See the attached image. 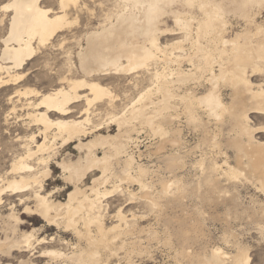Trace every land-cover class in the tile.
Wrapping results in <instances>:
<instances>
[{
    "label": "bare ground",
    "instance_id": "6f19581e",
    "mask_svg": "<svg viewBox=\"0 0 264 264\" xmlns=\"http://www.w3.org/2000/svg\"><path fill=\"white\" fill-rule=\"evenodd\" d=\"M47 1L8 0L0 6V91L26 78L28 73L24 70L39 50L64 49L68 39L64 33L71 34L75 25L69 16L71 10L79 11L80 0H55L56 9L45 6ZM109 1L113 9L96 26L86 24L80 35H70L76 41V50L73 54L70 50L65 53L62 69L55 72L58 86L45 93L17 90L24 102L12 103L3 118L0 153L4 149L11 154L9 169L5 171L0 166V208L6 202L10 206L8 215L0 217L3 254L31 252L34 243L46 242L44 238L36 240L34 232L19 233L22 220L18 206L23 207L22 214L37 216L46 227L63 230L76 241H67L68 253L40 252L41 257L49 258L44 264H112V260L115 264H121V260L124 264H136L129 255L138 244L121 240L133 234L135 224L122 229L121 223L127 221L118 210V223L106 227L101 215L102 200L128 183L137 184L144 191L141 198L151 210L160 209L164 199L182 201L186 195L185 177L180 173L186 166L181 155L183 123L199 128L200 144L217 150L225 159L222 165L204 157L196 163L200 172L196 189L204 186L206 195L212 193L217 199L229 200L237 195L228 186L220 185L222 179L233 186L234 182L244 180L264 194V142L255 137L259 133L264 135V125L254 128L249 123L250 114L264 118V27L255 25L252 17L253 8L263 7L264 0ZM7 12L11 15L5 22ZM231 17L245 23V28L233 37L228 36ZM169 20L173 28L167 26ZM165 34L176 38L162 45L159 38ZM105 78H122L133 89L143 82L147 85H141L143 89L137 96L117 105L107 85L101 84ZM253 78L258 83H253ZM84 90L91 98L80 93ZM223 92L229 102H225ZM83 99L88 108L74 118L73 113ZM96 102H104L108 108V116L117 129L113 136L100 134L104 127L93 121L100 112L95 113L98 108L90 112L89 107ZM18 106L21 108L17 109ZM11 115L18 119L19 127H36V133L12 136ZM226 123L231 125V134H226L224 144L220 136H224ZM211 126L217 134L211 132ZM147 133L160 138L157 150L167 148L161 158L166 177L158 181L160 189L155 195L145 191L153 182L148 180L149 170L135 160L132 152V148H138L139 138ZM72 143L76 161L60 155V149ZM222 146L233 151V166ZM98 149L102 150L101 157ZM52 162L61 170L62 181L72 187L65 202L43 193L44 181L51 177ZM89 175L92 181L84 187ZM109 184L111 189L106 188ZM129 196L133 197L130 193ZM261 209L264 214V208ZM170 238L167 236L166 244ZM177 254L188 264H250L247 250L241 247L232 256L219 246L207 255L192 254L184 248Z\"/></svg>",
    "mask_w": 264,
    "mask_h": 264
},
{
    "label": "rangeland",
    "instance_id": "374dc122",
    "mask_svg": "<svg viewBox=\"0 0 264 264\" xmlns=\"http://www.w3.org/2000/svg\"><path fill=\"white\" fill-rule=\"evenodd\" d=\"M7 2L8 0H0V6ZM54 2L55 0H48L45 6L47 5V7L56 9V3ZM79 6V11L75 12L74 10H71L69 16L71 21L75 20V25H73L71 29V34H75V36L80 35L82 31H84V26L86 24L96 26L104 17V14L109 12L108 10L113 9L112 2L109 0H80ZM253 9H255L252 10L254 24H262L264 27V6ZM10 15V12L6 13L5 22H7ZM231 18L229 19V37H233L236 33L245 28L244 21L242 22V20H237V18L234 17ZM167 26L173 28V24L170 20L168 21ZM6 27L7 23L2 31L3 34L6 33ZM250 30L254 33V26H252ZM71 34H67V32L64 33L68 39L62 51L60 49L53 51L47 48L39 50L34 59L29 62V65L24 70L28 73L26 78L16 86H10L0 91V136L3 134L4 129V126H2L3 118L10 112L12 103L16 102V104L20 105L24 102V97L19 96L16 93L17 90L21 92L24 90H34L45 93L50 88L58 86L56 83L58 73L55 74V72H59V69L63 66L64 57L66 55L65 53L70 50L73 54L76 50V41L73 40V38H69ZM169 35L165 34L160 36L159 41L162 45L169 43L176 38V36ZM257 39H262V37ZM1 48L2 45L0 44V49ZM51 70L52 72H50ZM252 81L253 83H258L257 78H253ZM124 82L125 80L122 78H105L101 81V84L103 83L102 85H107L112 92L115 104L117 105L128 102L129 99L137 96V94L147 85L146 82H143L133 89L131 85ZM141 85H143V88H140ZM202 91L203 90L201 89L200 92ZM80 93L91 98L90 93L86 90ZM224 93L226 92H223V94ZM226 96L227 93L224 97L225 102H229L228 96ZM10 98L11 100H9ZM18 99L19 102H17ZM34 99L36 100V98ZM19 108L21 107L18 106L17 109ZM86 108H88V106L86 100L83 99L73 113L74 118L80 115L79 111ZM89 108L90 112L96 108H98V111L96 110L95 113L100 112L99 116L92 118L93 121L101 123L104 127L100 134L103 136H113L116 134L117 129L113 126L110 116H108L109 111L104 102H96ZM23 113H25V111ZM19 114L22 113L19 112ZM10 117L9 128H11L9 133L12 134V136L19 135L23 137L28 135L31 131L36 133V127H30V130L26 128L27 126L19 127L20 123L16 122L18 119L15 120L12 115ZM249 117V123L252 127L255 128L264 125V118L255 114H250ZM51 118L54 119L55 116H52ZM26 122H28V120H26ZM228 125L227 123L224 125V136L222 137L221 135V138L219 137L220 140L226 138V134L230 133L231 125L230 123H228ZM210 130L211 132H216L214 126H211ZM215 134H217V132ZM7 136L8 135H5V137ZM255 137L257 140L264 142L263 134H255ZM182 138L185 143H183L182 146L185 148L182 147V152H180L183 157V162L185 163L184 165L186 166H183V169L184 167L185 169L180 173L182 177H185L186 181L185 198L182 201L176 202H166L167 200L164 199L163 201L165 202H162L160 209L157 208L151 210L147 206L146 201L141 198L144 191H142L137 184L123 183V185L121 184L119 187L121 191L114 192L115 194L113 193L109 198L102 200L104 210L102 209L103 211H101V215L104 220L103 222H105V226L109 228L118 223L115 217L118 210H121L127 221V223H121L122 229H130L129 225L131 223L135 224L133 234L123 236L121 240L124 241L125 244L130 242L138 244L136 250L132 251L129 255L130 259L136 264H188L179 259L177 252L180 249H187V251H191L192 254L207 255L211 249L218 246L231 256L236 253V250L239 249V247H241L242 249L247 250L250 264H264V214L261 209L262 207L264 208V194L260 192L256 186L247 183L244 180L236 181L237 184L234 182L233 186L231 184L227 185L228 181L222 179L220 185L222 187H224V185L228 186L231 193L234 194V196L237 195L234 199L229 200L224 198L223 200L221 198L217 199L212 193L206 195V192L208 191L204 186L199 190L196 189L195 183L200 177V172L196 169V163L204 157L207 160L215 159L217 160L218 165H222L225 159L217 150L212 148L208 149L207 146H202L200 144L202 132L199 128H189L188 124L183 123ZM37 140L39 143L41 142L40 138H37ZM225 140L226 139H224L223 142L224 144L226 143ZM159 141V137H153L151 134L147 133L139 138L138 148H132L135 160L146 166L149 170L148 180L152 179L153 183L150 186V189L145 191H149L153 195H155L157 193L156 191H159L160 189L158 181L161 178L166 177L165 163L161 158L165 156L167 148L160 149L162 151L157 150L159 147L158 143H160ZM221 148L222 152L227 154V161L233 166V151L225 146H222ZM61 150L62 149H60V155H68L72 161L77 160V152L74 143L65 147L64 150ZM153 152L156 153L154 154ZM205 153L207 155H205ZM97 154L101 157L102 150L98 149ZM10 161L11 154L3 149V153H0V166L2 169L4 168L5 171L8 170ZM53 162L51 163V177L44 181L43 184V193H50L53 200L65 202L68 192L72 190V187L62 181L61 170ZM95 175V177L99 176L97 172H95ZM220 176L221 175H219V177ZM91 181L92 177L89 175L84 180V187L90 185ZM111 187L112 185L110 184L106 186L107 189H111ZM129 193L133 195V197L131 196L132 198H130ZM4 200H6V198H4ZM13 200L15 201V205H17L16 199L14 198ZM9 208L10 206L8 203H4L0 208V217L5 218L10 212ZM16 210L20 219L23 221H21L18 226L19 233L34 232L36 240L44 238L46 242L39 245L34 243L33 251L23 252L22 254L17 251H12L10 255H7L6 253L3 254L2 252L4 251L0 249V264H19L20 261L27 260H30L32 264H44L49 261V258L41 257L40 252L44 250H57L62 253H68L67 241L70 243L76 242L70 234H67V232H64L63 230L57 231L53 227H46L39 217L22 214L23 207L17 206ZM1 223L0 230H2ZM169 235L171 237L170 242L169 244H166V239ZM9 237H12V235H9ZM15 238L17 239V236ZM50 238L54 239L50 241ZM3 239L4 232L2 230V232L0 231V240ZM121 240H118V243H120ZM83 245L84 244L82 243V246ZM120 256H123V253H120ZM120 262L121 264H124L122 260ZM115 263L116 261L112 260V264Z\"/></svg>",
    "mask_w": 264,
    "mask_h": 264
}]
</instances>
